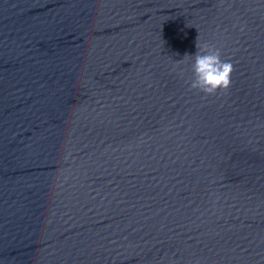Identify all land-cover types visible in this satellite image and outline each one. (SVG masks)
Wrapping results in <instances>:
<instances>
[{"label": "water", "instance_id": "1", "mask_svg": "<svg viewBox=\"0 0 264 264\" xmlns=\"http://www.w3.org/2000/svg\"><path fill=\"white\" fill-rule=\"evenodd\" d=\"M0 264H264V0H0Z\"/></svg>", "mask_w": 264, "mask_h": 264}, {"label": "clouds", "instance_id": "2", "mask_svg": "<svg viewBox=\"0 0 264 264\" xmlns=\"http://www.w3.org/2000/svg\"><path fill=\"white\" fill-rule=\"evenodd\" d=\"M191 70L193 78L189 82L190 90H198L204 96L215 95L218 91H227L231 85V74L234 70L231 62L221 59L219 48L213 45L199 43L197 37Z\"/></svg>", "mask_w": 264, "mask_h": 264}]
</instances>
